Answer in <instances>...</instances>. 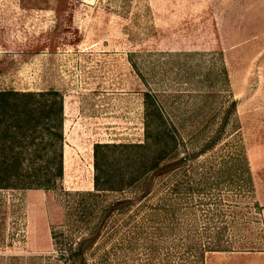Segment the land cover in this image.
<instances>
[{"label": "rangeland", "instance_id": "obj_1", "mask_svg": "<svg viewBox=\"0 0 264 264\" xmlns=\"http://www.w3.org/2000/svg\"><path fill=\"white\" fill-rule=\"evenodd\" d=\"M135 66L189 112L200 100L192 92L226 66L223 96L237 101V121L225 140L246 156L254 187L231 225L237 251L208 254L206 264H264V0H0V90L65 98L64 180L56 190L0 193V264L76 262L67 252L79 221L64 194L94 189L96 143L143 140L146 89ZM121 242L99 241L84 264H149Z\"/></svg>", "mask_w": 264, "mask_h": 264}, {"label": "trees", "instance_id": "obj_2", "mask_svg": "<svg viewBox=\"0 0 264 264\" xmlns=\"http://www.w3.org/2000/svg\"><path fill=\"white\" fill-rule=\"evenodd\" d=\"M146 67L135 66L146 89L143 140L96 143L94 189L64 194L79 221L80 239L67 252L73 264L117 237L149 264H206L208 254L237 251L231 225L254 186L246 156L225 140L237 119V101L223 96L231 92L226 66L215 83L190 93L200 98L191 112L180 94L155 88ZM64 126L60 91L0 90V193L60 187Z\"/></svg>", "mask_w": 264, "mask_h": 264}]
</instances>
